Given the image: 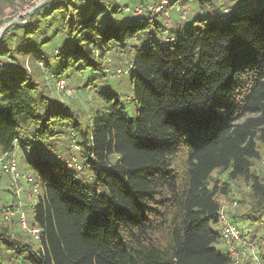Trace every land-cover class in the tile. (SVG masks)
I'll use <instances>...</instances> for the list:
<instances>
[{"label":"trees","instance_id":"16d2710c","mask_svg":"<svg viewBox=\"0 0 264 264\" xmlns=\"http://www.w3.org/2000/svg\"><path fill=\"white\" fill-rule=\"evenodd\" d=\"M189 1L196 9L168 27L149 10L134 15L130 0H48L4 33L0 150L19 153L43 193L32 206L35 246L4 218L16 198L0 205V264L7 254L22 264H233L214 246L218 197L230 188L212 174L247 181L261 221L264 0ZM128 48L133 90L123 103L104 59ZM57 65L87 76L83 88L99 101L87 121L48 88L64 78ZM60 135L73 148L63 156ZM72 157L102 189L83 183Z\"/></svg>","mask_w":264,"mask_h":264},{"label":"rangeland","instance_id":"374dc122","mask_svg":"<svg viewBox=\"0 0 264 264\" xmlns=\"http://www.w3.org/2000/svg\"><path fill=\"white\" fill-rule=\"evenodd\" d=\"M48 1V0H46ZM45 1V2H46ZM140 1H146L145 5L141 6L138 4ZM166 1V0H165ZM164 1V2H165ZM161 3V0H130V9L133 8L135 11H148L149 16H159L163 21L164 25H169L168 27L172 26L174 23L178 22V18L184 19L190 13L196 9V4L192 1H172L167 0L165 3ZM176 2V3H175ZM30 3L29 0H0V29L6 26L8 23H13L5 29L6 31L10 30V34H12L13 27L16 23H24L32 17V10L31 12L29 9L25 8L26 5ZM44 3V2H43ZM42 3V4H43ZM137 3V4H133ZM41 4V5H42ZM129 11V8H125ZM151 10V11H150ZM51 16L48 17L50 19ZM41 26L43 27V23L45 22V18L42 17L41 19ZM58 22L57 20H53L52 26L47 28L46 32L48 35H52L53 29L57 27ZM4 32V33H5ZM4 35V34H3ZM108 57H105L104 61H106L107 70V77L106 81L108 82L109 86L112 90H115L117 93L120 94V99L123 103H127V96L129 97L133 90V84L131 83V75L132 71L127 74H122L120 76H111L112 72L117 68H124L128 67V61L131 58V52L129 48L126 49L124 52H120L117 50H112L108 53ZM57 69L62 72V77L66 79L67 85L71 90L74 88L75 92L73 95H66L64 92L58 91L55 86L54 82L47 81L48 88L52 90L53 94L59 99L64 100L66 103L70 104L77 112L80 113L81 119L83 121H87L89 114L92 112L93 108L99 104L98 98L95 97V93L92 90L87 88H83V85L87 83L88 78L84 74H80L76 71L73 67H65L61 68L57 65ZM47 88V89H48ZM71 88V89H70ZM110 89V90H111ZM127 113L130 116L135 115V109L128 104L127 106ZM56 140H60L56 142V146L61 149L63 153L71 152L69 150L70 142L67 139V136L60 135L54 137ZM55 144V143H54ZM68 148V149H67ZM2 154L0 150V155ZM15 159L18 163V168L20 171L26 168L25 162L23 157L17 153L16 151L13 153ZM69 156V154H68ZM1 170V169H0ZM77 176L83 180V183L87 187H92L94 189H102V186L95 182L94 178L85 176L86 171L84 168L81 169H74ZM254 171L262 178L264 181V146L260 145V157L258 160L254 161ZM4 177L1 175L0 172V205L11 203L13 199H15V189L10 183V178L7 174L3 173ZM212 183H216L217 185H223L227 183L230 192L229 195H221L219 196L220 204L229 203L227 208H225L226 214L239 225V227L244 228L243 230H248L249 236L256 240V244L259 247V254L260 256L264 255V215L262 219L257 218V212L254 208V201L251 198V189L250 184L247 181L242 179L238 180H231L228 177L227 172L223 171H215L212 174ZM36 178V176L33 174ZM19 184L24 187V192L21 196V208L23 209L26 221L28 226H32L34 223V216H33V204L37 201V198H28L26 197L25 193L28 192L32 185L26 181L24 178H19ZM43 193V188L40 185L38 188L37 195H41ZM13 220L16 217L12 218ZM262 222V223H261ZM11 226L12 231L16 236L25 243L37 244L36 238L32 235L25 234L20 230L17 224H7ZM215 228L220 232V225L217 223ZM219 251L226 252V248L223 242H220L214 245ZM7 257V264H22L21 258H11L9 255ZM243 264H252L250 260H246Z\"/></svg>","mask_w":264,"mask_h":264},{"label":"built area","instance_id":"2783aa9c","mask_svg":"<svg viewBox=\"0 0 264 264\" xmlns=\"http://www.w3.org/2000/svg\"><path fill=\"white\" fill-rule=\"evenodd\" d=\"M45 1L46 0H29L30 3H28L25 8L29 9L30 12L31 10L33 12L36 7ZM164 1L165 0H161V3L163 4ZM133 11V14L138 15L140 18H142L140 15H143L146 12L135 11L134 9ZM128 72V67L117 68L112 72L111 76H120L122 74H127ZM55 87L58 91L64 92L66 95H73L75 92L74 88L72 91L68 90L69 88H67L68 86L64 78L56 80ZM73 147L77 148L75 145ZM69 164L76 169L82 168L81 164L75 157L70 159ZM0 169L3 173L9 176L10 183L15 189L16 198V202H12V204L5 206L3 211L4 218L10 220L11 218L16 217L20 228L38 239L40 234L39 226H28L25 213L21 208V196L24 192V187L19 184V178L26 179V181L32 185L31 189L25 193L28 198L37 197L38 188L40 186L39 180L33 176L31 170L28 168H25L22 171L19 170L17 160L13 153H3L0 155ZM228 205L229 203L220 204L218 223L220 225L221 240L225 245L226 252L232 259L233 264H243L246 260H250L252 264H264V258L259 254L258 245L246 234L247 231L241 229V227H239V225L226 214L225 208H227Z\"/></svg>","mask_w":264,"mask_h":264},{"label":"water","instance_id":"95a60500","mask_svg":"<svg viewBox=\"0 0 264 264\" xmlns=\"http://www.w3.org/2000/svg\"><path fill=\"white\" fill-rule=\"evenodd\" d=\"M11 24H13L12 22L11 23H8L6 26H4L3 28L0 29V40L5 32V29L10 26Z\"/></svg>","mask_w":264,"mask_h":264}]
</instances>
